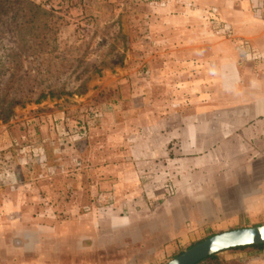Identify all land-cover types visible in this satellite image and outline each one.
Returning a JSON list of instances; mask_svg holds the SVG:
<instances>
[{
  "label": "rangeland",
  "instance_id": "1",
  "mask_svg": "<svg viewBox=\"0 0 264 264\" xmlns=\"http://www.w3.org/2000/svg\"><path fill=\"white\" fill-rule=\"evenodd\" d=\"M215 11L206 10L210 21ZM168 52L182 56V0H0V264H123L136 255L103 233L115 202L93 197L87 181L133 145L152 98L169 97L158 86L166 79L153 75ZM248 225L229 231L264 219ZM220 233L175 244L157 264ZM217 255L220 264H264V249Z\"/></svg>",
  "mask_w": 264,
  "mask_h": 264
},
{
  "label": "crops",
  "instance_id": "2",
  "mask_svg": "<svg viewBox=\"0 0 264 264\" xmlns=\"http://www.w3.org/2000/svg\"><path fill=\"white\" fill-rule=\"evenodd\" d=\"M259 1L182 0V56L164 53L163 66L153 70L166 79L158 86L169 97L152 98L148 125L131 133L133 145L117 148L114 164L92 168L93 197L115 202L99 223L103 233L113 231L124 254L137 251L123 264H157L175 244L264 219ZM210 9L221 11L226 34L209 20ZM146 170L164 173L145 178ZM167 184L173 194L163 189Z\"/></svg>",
  "mask_w": 264,
  "mask_h": 264
},
{
  "label": "water",
  "instance_id": "3",
  "mask_svg": "<svg viewBox=\"0 0 264 264\" xmlns=\"http://www.w3.org/2000/svg\"><path fill=\"white\" fill-rule=\"evenodd\" d=\"M264 245V225L216 234L187 249L167 264H199L224 251Z\"/></svg>",
  "mask_w": 264,
  "mask_h": 264
},
{
  "label": "built area",
  "instance_id": "4",
  "mask_svg": "<svg viewBox=\"0 0 264 264\" xmlns=\"http://www.w3.org/2000/svg\"><path fill=\"white\" fill-rule=\"evenodd\" d=\"M255 1V0H254ZM254 3V2H253ZM256 3V2H255ZM254 11L256 13V15L259 17V18H263L264 19V0H260L259 2H257L254 6ZM216 15L214 14V17H213V22L214 24H216V28H217V31L219 33H223V34H226L227 32V28H226V25L225 23H223L218 15H217V11H215Z\"/></svg>",
  "mask_w": 264,
  "mask_h": 264
},
{
  "label": "trees",
  "instance_id": "5",
  "mask_svg": "<svg viewBox=\"0 0 264 264\" xmlns=\"http://www.w3.org/2000/svg\"><path fill=\"white\" fill-rule=\"evenodd\" d=\"M251 248H255V249H264V245H260V246H250ZM244 248H247V247H244ZM244 248H237V249H234V250H241V249H244ZM221 261H220V258L218 255H213L209 258H207L206 260L200 262L199 264H220Z\"/></svg>",
  "mask_w": 264,
  "mask_h": 264
}]
</instances>
